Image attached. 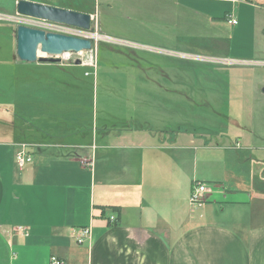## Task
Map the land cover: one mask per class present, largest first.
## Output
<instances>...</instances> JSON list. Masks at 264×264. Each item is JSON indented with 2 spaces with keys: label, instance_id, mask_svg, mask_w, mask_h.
Here are the masks:
<instances>
[{
  "label": "crops",
  "instance_id": "crops-1",
  "mask_svg": "<svg viewBox=\"0 0 264 264\" xmlns=\"http://www.w3.org/2000/svg\"><path fill=\"white\" fill-rule=\"evenodd\" d=\"M141 1L162 30L113 52L119 66L100 67L98 51L22 62L16 27L0 26V264H264V147L191 141L184 99L174 107L190 88L174 83L173 20L186 26L200 0ZM197 182L208 191L192 204Z\"/></svg>",
  "mask_w": 264,
  "mask_h": 264
},
{
  "label": "rangeland",
  "instance_id": "rangeland-1",
  "mask_svg": "<svg viewBox=\"0 0 264 264\" xmlns=\"http://www.w3.org/2000/svg\"><path fill=\"white\" fill-rule=\"evenodd\" d=\"M42 1L68 10L92 11L91 29L83 31L31 20L19 15L17 7L12 12L10 2L9 7L0 2V26L8 22L10 27H16V31L18 26L25 25L78 38H84V34L96 37L93 49L72 54L66 61L53 57L57 60L55 64H76L78 60L82 64L98 51L100 67L104 56L106 67L119 66L125 60L113 52L133 54L137 47L132 42L152 38L157 41L162 30L156 24L160 12L145 8L148 3L141 0ZM195 3L198 4L191 1L192 5L201 8V12L198 14L195 9L191 10L186 26H177V15L173 20L175 31L184 32L178 41L180 43L175 40V52H172L174 64L180 65L177 68L179 72L174 74V83L190 88L189 91H176L174 107L177 111L178 102L184 99L191 141L196 139L198 144L206 142L210 146L224 147L239 136L248 144L264 147V0H200ZM229 11L234 12L238 26H230L225 21ZM106 37L113 41H107ZM126 41L132 46L126 47L122 43ZM8 48L12 51L10 43ZM43 55L41 57L51 58ZM17 65L23 67L22 64ZM85 69L84 74L88 73L86 79H92L94 70Z\"/></svg>",
  "mask_w": 264,
  "mask_h": 264
},
{
  "label": "water",
  "instance_id": "water-1",
  "mask_svg": "<svg viewBox=\"0 0 264 264\" xmlns=\"http://www.w3.org/2000/svg\"><path fill=\"white\" fill-rule=\"evenodd\" d=\"M17 13L21 16L73 26L83 30H90L92 25L90 14L32 1H19ZM16 35L17 56L22 62L27 63H56L57 60L53 57L48 59L39 57V54L48 56H61L64 53L80 54L91 50L93 47L92 41L89 39L46 32L25 25L17 27ZM76 64L80 65L81 61L78 60Z\"/></svg>",
  "mask_w": 264,
  "mask_h": 264
},
{
  "label": "built area",
  "instance_id": "built-area-1",
  "mask_svg": "<svg viewBox=\"0 0 264 264\" xmlns=\"http://www.w3.org/2000/svg\"><path fill=\"white\" fill-rule=\"evenodd\" d=\"M31 20L34 21H40V22H45V23H50L53 25H57V26H67V27H73V26H68V25H64V24H59V23H55V22H50V21H45V20H40V19H36V18H31L28 17ZM227 23L231 26H236L238 24L237 19L233 16V15H228L227 16ZM33 28V27H32ZM77 28V27H74ZM80 29V28H77ZM83 30V29H82ZM83 31H87V30H83ZM86 33V32H85ZM70 36V35H68ZM83 39H89L92 41V44H94V39L96 38L93 34H84ZM106 40H112L108 37H106ZM113 41V40H112ZM116 43V41H115ZM94 47V45H93ZM92 47V49H93ZM64 54H68V57H64ZM61 56H50V57H54V58H62L64 59V61H66V59H68L70 56H72V54L75 53H64ZM60 63V62H59ZM63 62H61L60 64H62ZM17 163L19 165V167L23 168L26 164L32 162V157L26 152V151H20L17 154ZM208 191V185L206 183H201V182H197L194 184L193 188H192V194H191V203L192 204H198L200 202H202L204 195L206 194V192ZM89 235V230L85 229L81 236L78 238V242L81 244L84 242V240L86 239V237H88ZM51 264H64L63 262H61L57 257L53 256L51 258Z\"/></svg>",
  "mask_w": 264,
  "mask_h": 264
},
{
  "label": "bare ground",
  "instance_id": "bare-ground-1",
  "mask_svg": "<svg viewBox=\"0 0 264 264\" xmlns=\"http://www.w3.org/2000/svg\"><path fill=\"white\" fill-rule=\"evenodd\" d=\"M41 55L44 56L42 53H40V54H39V57H41ZM63 56H64V57H68V54H64Z\"/></svg>",
  "mask_w": 264,
  "mask_h": 264
}]
</instances>
